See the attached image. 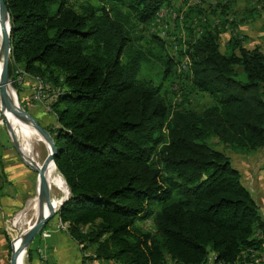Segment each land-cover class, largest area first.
I'll list each match as a JSON object with an SVG mask.
<instances>
[{
    "label": "trees",
    "instance_id": "16d2710c",
    "mask_svg": "<svg viewBox=\"0 0 264 264\" xmlns=\"http://www.w3.org/2000/svg\"><path fill=\"white\" fill-rule=\"evenodd\" d=\"M3 1L9 77L19 66L57 90L46 104L57 125L48 132L71 193L59 217L81 250L112 264H206L211 255L215 264H236L261 254L259 209L210 142L241 154L264 149L259 48L235 40L222 53L212 31L188 42L187 78L211 104L173 110L158 87L138 78L149 60L162 78L174 67L164 39L152 34L149 49L140 43L166 0ZM149 216L153 233L135 226ZM27 257L33 261L29 248Z\"/></svg>",
    "mask_w": 264,
    "mask_h": 264
},
{
    "label": "rangeland",
    "instance_id": "374dc122",
    "mask_svg": "<svg viewBox=\"0 0 264 264\" xmlns=\"http://www.w3.org/2000/svg\"><path fill=\"white\" fill-rule=\"evenodd\" d=\"M176 1V3H175ZM166 2L162 4V7L157 15V19L152 23L150 29L144 32V38L140 40L141 45L144 49L148 48V42L152 40V34L159 36L161 39H164L168 43V48L166 54L170 59H173V66L166 75L162 78V69L159 68V64L155 61L149 60L147 64L145 63L140 71L138 78L143 81L152 83L154 86L158 87L160 93L167 100V103L174 110L177 107L188 108L197 112L202 111L204 108L211 104V100L203 94L195 92L187 78L186 72V57H183L186 53L187 43L191 42L195 38L199 37L205 31H212L217 33L218 43L220 46V51L222 53L226 52L228 47H231L233 41L244 40V36L241 35L239 27L236 31L235 29L229 30L227 26H230L231 23H238L243 25L244 22L247 24L246 27L255 31L252 38L255 39L253 45L258 46L264 51L263 42L257 35L262 33V20L264 19V0H171L169 5H165ZM161 16V17H160ZM246 20V21H245ZM250 20V21H249ZM0 25L1 19H0ZM238 26V25H236ZM262 26V27H261ZM1 42V40H0ZM154 52H157L155 50ZM184 63V64H183ZM13 73L20 74L23 76L24 81L30 85H25L27 88H31L33 83L38 85V88H43L45 91H57L49 86H45L44 82L41 81L36 76H31L25 73V71L19 67L15 66L13 72L11 73L10 80L12 79ZM164 75V74H163ZM14 88L18 101L21 106L25 109L27 108L29 112L38 123H40L47 131H54L56 128V122L54 117L48 112V105L44 107L41 103H37L32 100L31 90L28 89L24 92L22 89L25 87L18 86L17 84L11 83ZM42 84V85H41ZM50 88V89H49ZM19 92L22 94L19 95ZM25 93V94H23ZM27 93V95H26ZM21 96V100L19 97ZM4 103V102H3ZM8 129L10 131L7 130ZM39 136L32 137L29 139L27 144L28 146V160L32 164L38 163L42 165L45 157L47 156V148ZM41 140V141H38ZM23 139L21 133V127L13 122L10 125L7 124L6 114L2 104V98L0 99V150L5 148L14 149L17 153L18 160L22 163L27 170L30 172V180L33 181V191L31 196L35 195V174L37 172L31 170L22 160V156L16 147L23 149ZM212 145L217 149L223 152L231 161V165L235 168L242 177V182L251 192V195L258 202V198L261 195L260 192L264 191V176H260V171L264 172V149L258 150L254 153L241 154L233 152L229 147L218 142L216 139L210 141ZM29 163V162H28ZM261 172V173H262ZM264 175V174H263ZM57 179L49 185L51 200L54 202V209L59 205L58 199L66 197L68 193L67 186L65 185L63 179L57 173ZM57 181V182H56ZM62 181V182H61ZM61 182V183H60ZM264 200V193L260 196ZM26 203V202H25ZM25 208L24 206H22ZM12 213L9 222L15 217V215L23 210L24 208ZM160 209V205L156 204L151 207L152 213ZM59 216V210H57L53 217ZM31 217V218H30ZM52 217V218H53ZM29 220V221H28ZM60 220V218L58 219ZM21 224L18 223L14 227L13 237L20 235L27 227L35 222V219L32 218V213L30 210L25 211L23 218L20 220ZM31 221V222H30ZM28 222V223H27ZM24 223V224H22ZM135 226L144 232H154V226L152 223V216L147 218L142 217L135 223ZM9 243V255L11 253V232L7 231ZM88 250V249H87ZM79 251V250H78ZM27 255V250H26ZM264 263V254H255L250 255L249 259L246 260V256H243L241 261L236 262V264H262ZM21 264V262L19 263ZM23 264V263H22ZM24 264H30L28 257L26 256ZM167 264H173L168 261Z\"/></svg>",
    "mask_w": 264,
    "mask_h": 264
},
{
    "label": "crops",
    "instance_id": "0c3cea01",
    "mask_svg": "<svg viewBox=\"0 0 264 264\" xmlns=\"http://www.w3.org/2000/svg\"><path fill=\"white\" fill-rule=\"evenodd\" d=\"M170 1L171 0H166L165 5L171 4L169 3ZM247 24L248 23L245 24V22L243 25H240L238 23L231 24L230 26H227V29H235L237 31L240 26L245 27V29L241 28L239 31H237L244 36V40L241 41L242 47L246 49L259 48L260 51L264 54V51L259 47V44L258 46L253 45V43H255L256 41L251 37V35L255 34V31L249 29V27H246ZM263 35L264 33L262 31V33H259L257 37L261 39L264 46ZM27 82V85H30V81ZM22 90L26 92L28 88H24ZM18 150L22 156L23 162L34 172H37L34 169L33 164L29 162L32 160H28L27 156L24 155V153L19 148ZM261 172L262 171H260V176L262 177L264 176V172ZM30 175L31 174L27 170V168L18 160L17 153L14 149L5 148L0 150V264H9L10 261V256L8 258L10 252V240L6 232V228L8 234L9 231L11 232V240L13 241L14 227H16V225L21 222L20 220L23 218L25 211L30 210L35 205V202H33V200H35L36 198L34 196L30 197L33 191V181L31 182L29 178ZM35 176L36 187L38 175L35 174ZM260 193L262 195L264 191ZM65 195L67 196L57 200L59 202V205L69 197V193ZM260 196L258 198V202L256 201L255 197L254 201L264 222V200ZM24 204L25 208L15 215V217L9 222V225L7 227V223L10 220L12 213L20 210V208L24 206ZM59 218V216L51 218L47 222V224L40 230L36 238L31 242L29 249L32 250L34 258L33 261L29 262L30 264H109V262H103L102 260H93L92 258H89L87 255H94L93 250H81L79 246H81L82 244L78 245L70 238L68 234V224L62 222L61 219L58 220ZM56 227L57 229L61 230H56ZM44 232H49L50 237L43 238L42 233ZM255 237L264 240V230H257L255 233ZM7 238L9 240V243L7 241ZM259 253L264 254V244L262 250L259 251ZM26 256V252H24L21 259V264H24ZM213 258V255H211L208 258L206 264H215Z\"/></svg>",
    "mask_w": 264,
    "mask_h": 264
},
{
    "label": "water",
    "instance_id": "95a60500",
    "mask_svg": "<svg viewBox=\"0 0 264 264\" xmlns=\"http://www.w3.org/2000/svg\"><path fill=\"white\" fill-rule=\"evenodd\" d=\"M7 18L9 21V28L6 30L4 28L3 21ZM0 19L3 26L2 33V41L0 44V61H1V73H0V99L4 98L7 102V105L16 118L21 120H27L31 126L36 130L50 145V153L45 157L42 167L38 172L37 176V184L35 187V195L34 197L37 200V204L39 208H43V206L47 205L50 209L49 215L45 216L43 213L41 214L40 218L37 222L28 229L24 234L19 237L20 245L17 250L13 249V241H11V253H10V261L9 264H17L16 259L17 256L23 251L27 250L31 244V242L36 238L40 230L47 224V222L54 216L55 212L51 207V194L49 184L47 183L46 179V170L49 167L50 163H54V159L57 155V148L54 143V139L51 134L43 128L37 120L27 112L19 103L16 92L12 87L9 72H8V65L10 59V52H11V36H10V19L7 7L3 0H0ZM13 95L15 97V102L13 101ZM7 130L8 126H7ZM17 148V147H16ZM18 150V148H17ZM19 151V150H18ZM32 170V169H31ZM66 183V182H65ZM67 185V184H66ZM68 188V186H67ZM69 197L66 201L63 202L61 207L71 198V193L68 188ZM24 208V207H23Z\"/></svg>",
    "mask_w": 264,
    "mask_h": 264
},
{
    "label": "bare ground",
    "instance_id": "6f19581e",
    "mask_svg": "<svg viewBox=\"0 0 264 264\" xmlns=\"http://www.w3.org/2000/svg\"><path fill=\"white\" fill-rule=\"evenodd\" d=\"M3 26L6 30H8L9 28V21L7 18L4 19L3 21ZM3 26L0 25V40L2 41V37H3V33H2V29ZM1 44V42H0ZM0 73H1V61H0ZM42 85V84H41ZM43 91H45V89L41 88ZM47 91V90H46ZM13 101L15 102V97L13 95ZM4 102V103H3ZM2 104H3V108L6 114V118H7V124L11 126V124L13 122H16L20 127H21V133H22V139H23V149L22 152L24 153V155H28V142L29 139H31L32 137H36L39 136L38 138H41V141L45 144L46 148H47V155L50 153V145L49 143L45 140V138H43L36 130H34V128L31 126V124L27 121V120H21L19 118H16L15 116H13V114L11 113L7 102L4 98H2ZM10 131V130H9ZM18 148V147H17ZM21 150V149H20ZM33 161V160H32ZM30 163H32L31 161H29ZM55 163H50L49 167L46 170V179H47V183L49 185H51L52 182H54L57 179V170L55 168ZM34 169L37 171V173L39 172V170L41 169L42 165H39L38 163H34L33 164ZM57 182V181H56ZM62 182V181H61ZM60 182V183H61ZM68 189V188H67ZM68 199V198H67ZM66 199V200H67ZM65 200V201H66ZM33 202H35V205L30 209L31 213H32V218L35 220H38L41 216V214L43 213L45 216L49 215L50 213V209L49 207H47V205L43 206V208H39L38 204H37V200H33ZM63 204V202L57 206L56 209H54L53 206V202H51V207L53 209L54 212H56L57 210H59L60 206ZM31 218V217H30ZM29 221V220H28ZM31 222V221H30ZM37 221H35L33 224H31L29 227H27V229H25L20 235L13 237V249L17 250L19 248L20 245V240L19 237H21L22 234H24L28 229H30ZM28 223V222H27ZM21 224V223H20ZM24 224V223H22ZM17 227V226H16ZM24 252H26V250H23L16 259V263L19 264L21 262L22 256L24 254Z\"/></svg>",
    "mask_w": 264,
    "mask_h": 264
},
{
    "label": "built area",
    "instance_id": "2783aa9c",
    "mask_svg": "<svg viewBox=\"0 0 264 264\" xmlns=\"http://www.w3.org/2000/svg\"><path fill=\"white\" fill-rule=\"evenodd\" d=\"M10 81H11V83L17 84L18 86L25 87V85H27L26 81H24L23 76L20 74L13 73L12 79ZM30 82H32V81H30ZM29 87L30 86H28L27 88L31 90L32 100L37 102V103H41L42 105H44V107H46L48 100L52 99L54 97L53 95L56 94V92H57V91H43L41 88H38V85L36 83H33L31 88H29ZM56 230H61V229H57V227H56ZM42 237L48 238V237H50V233L44 232V233H42ZM79 247L81 249H83L84 245H81ZM87 256L89 258H92L93 260H101V259H96L94 255H92V256L87 255ZM102 261L104 262V260H102ZM109 264H112V263L109 262ZM262 264H264V263H262Z\"/></svg>",
    "mask_w": 264,
    "mask_h": 264
}]
</instances>
